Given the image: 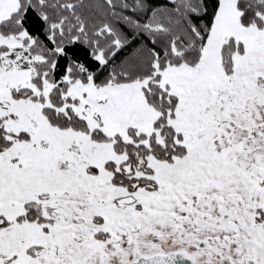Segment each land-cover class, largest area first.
Here are the masks:
<instances>
[{"label": "snow or ice", "instance_id": "1", "mask_svg": "<svg viewBox=\"0 0 264 264\" xmlns=\"http://www.w3.org/2000/svg\"><path fill=\"white\" fill-rule=\"evenodd\" d=\"M0 264H264V0H0Z\"/></svg>", "mask_w": 264, "mask_h": 264}]
</instances>
